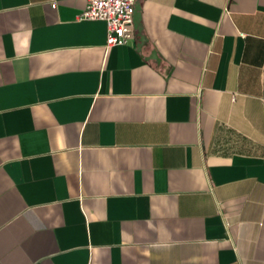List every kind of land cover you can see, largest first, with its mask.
Wrapping results in <instances>:
<instances>
[{
  "label": "crops",
  "instance_id": "1",
  "mask_svg": "<svg viewBox=\"0 0 264 264\" xmlns=\"http://www.w3.org/2000/svg\"><path fill=\"white\" fill-rule=\"evenodd\" d=\"M136 5L0 0V264H264V0Z\"/></svg>",
  "mask_w": 264,
  "mask_h": 264
},
{
  "label": "built area",
  "instance_id": "2",
  "mask_svg": "<svg viewBox=\"0 0 264 264\" xmlns=\"http://www.w3.org/2000/svg\"><path fill=\"white\" fill-rule=\"evenodd\" d=\"M136 0H85L79 19L102 20L106 26L105 48L127 44L134 36L133 13ZM51 2V7H55Z\"/></svg>",
  "mask_w": 264,
  "mask_h": 264
},
{
  "label": "water",
  "instance_id": "3",
  "mask_svg": "<svg viewBox=\"0 0 264 264\" xmlns=\"http://www.w3.org/2000/svg\"><path fill=\"white\" fill-rule=\"evenodd\" d=\"M139 6L134 5V13H133V21H134V26L136 29L140 30V25H139Z\"/></svg>",
  "mask_w": 264,
  "mask_h": 264
}]
</instances>
